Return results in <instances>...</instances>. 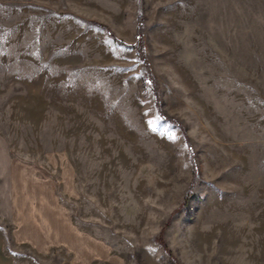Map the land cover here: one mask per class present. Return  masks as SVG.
Masks as SVG:
<instances>
[{"label": "rangeland", "instance_id": "obj_1", "mask_svg": "<svg viewBox=\"0 0 264 264\" xmlns=\"http://www.w3.org/2000/svg\"><path fill=\"white\" fill-rule=\"evenodd\" d=\"M11 157L109 249L94 264H264V0H0V182Z\"/></svg>", "mask_w": 264, "mask_h": 264}, {"label": "crops", "instance_id": "obj_2", "mask_svg": "<svg viewBox=\"0 0 264 264\" xmlns=\"http://www.w3.org/2000/svg\"><path fill=\"white\" fill-rule=\"evenodd\" d=\"M60 167L61 194L75 197L74 175L64 161ZM5 170L0 182V264H36L33 257L59 251L67 254L70 264H94L110 257L104 244L76 226L39 165L11 157Z\"/></svg>", "mask_w": 264, "mask_h": 264}, {"label": "trees", "instance_id": "obj_3", "mask_svg": "<svg viewBox=\"0 0 264 264\" xmlns=\"http://www.w3.org/2000/svg\"><path fill=\"white\" fill-rule=\"evenodd\" d=\"M97 26H99L100 28H102L105 33L107 34L108 37H110L112 40H114L116 43L120 44V45H123L124 43L120 40H118L113 34L112 32L107 29L105 26L101 25V24H98V23H95ZM143 29H144V17L139 14L137 16V19H136V30H135V42L133 45H131L130 47H132L135 52H136V57L142 62L143 64V67L145 69V78L149 81L150 83V87H151V92L153 94V97H154V104H155V107H156V110H157V114L159 115V117L164 120V121H167L169 122L170 124L174 125V126H177L179 127L181 130L183 129L182 125L175 121L173 118L167 116L161 109L160 107V102H159V86L157 84V81H156V78L155 76L152 74L150 68H149V65H148V61H147V58H146V54H145V49H144V37H143ZM183 138L186 142H188V138H187V135L186 133H183ZM195 168H194V165H193V174L195 173ZM193 183H191L190 187H189V190H188V193L185 197V199L187 198V196H189V194L191 193L192 189H193ZM156 241L158 242V244L163 248V250L168 254L170 255L171 252L170 250L168 249L164 239H163V231H161L159 233V235L157 236L156 238Z\"/></svg>", "mask_w": 264, "mask_h": 264}]
</instances>
